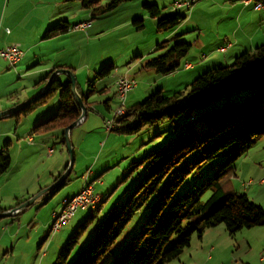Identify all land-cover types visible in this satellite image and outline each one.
<instances>
[{
  "label": "rangeland",
  "instance_id": "rangeland-1",
  "mask_svg": "<svg viewBox=\"0 0 264 264\" xmlns=\"http://www.w3.org/2000/svg\"><path fill=\"white\" fill-rule=\"evenodd\" d=\"M113 1L100 0L99 5H94L89 9L83 7L80 0L36 1V8L45 5L42 9L45 11L35 12L44 19L43 27L48 24L49 20V27L60 21H67L73 29L75 25L83 21L94 22L83 32L72 29L60 39L51 40L45 45H40L38 49L45 51L42 55L44 62L48 61L47 58L53 59L52 64L57 62L56 60L60 61V58L65 59V62H68L74 70L78 88L84 92L87 89L88 80L94 81L96 88H101L113 81L114 74L108 78L96 79L101 68L112 62L121 75L134 77L137 81V85L127 93L125 101L127 106L143 102L158 90L166 95L185 91L187 86L202 72L231 63L237 56L234 53L237 51L239 53L240 48L248 46L255 49L257 44L264 41V6L261 9H255L254 3L246 4L245 0H199L189 9L178 6V2L183 0H121L115 7L109 9L108 5ZM146 3L156 4L163 14L178 12L187 15V19L178 27L176 33L182 34L178 40L189 41L193 46L188 55L183 58L180 68L173 73L163 75L154 71L153 73L140 71L146 59L160 53L156 49L157 46L175 34L174 32L169 35L157 30V19L152 17L144 7ZM28 10L29 7H23L21 13H27ZM135 19H143V29L138 30L133 25ZM16 32L15 35L19 39H30L27 32ZM223 40L235 45L229 48L228 62L222 61L225 60L224 52L212 51ZM224 44L226 43L222 45ZM21 48L23 50V47ZM243 50L246 49L243 48ZM205 53H208L209 57L203 64H200L202 56H206ZM138 60L142 61L139 66L135 67L134 64ZM186 60L195 65L200 64V66L195 70H186L184 65ZM0 65L7 69L6 72H10L0 82L2 100L9 102L11 97L16 99L24 95L33 79L21 78L15 71V67L9 66L1 58ZM109 97L103 96L99 101L102 102ZM53 98L58 99V96H53ZM184 98L185 93L182 94L181 101ZM54 100H49L45 109L53 106ZM94 100H97V97ZM119 102L117 97L110 100L112 108L110 116L118 108ZM59 106L60 102H56L55 108L51 110L52 113L44 120L52 116ZM103 113H108L104 103H97L94 109L88 112L87 119L72 129L71 141L75 160L67 184L48 201L44 202V199L49 194L42 195L35 203L21 210L20 215L13 214L0 218V264H35V262L40 264L43 259H41V253L38 252V245L42 241L39 238L49 231L53 215L62 210L64 196L78 194L76 192L81 190L87 182V186H91L93 193L98 195V200L102 197L100 192L105 194L102 200L108 194H111L113 198L110 205L104 206L101 214H105L117 202L123 203L124 197L119 201L117 197L126 189L130 191L137 174L143 172L137 167L123 180L126 168L133 167V163L139 162L150 149H158L160 144L167 143V139L173 135L172 123L169 121L143 127L138 133L115 130L108 132L106 119L109 117L104 122ZM23 118L25 119L18 125L15 120L11 123H6V118L0 120V129L10 132L7 137L0 138V149L4 141L11 140V167L0 176V205L2 208H10L8 210L15 208L19 201L25 203L30 201L53 184V173L58 174L56 172L64 168L70 158L67 148L63 147L56 137L58 132L44 136L32 134L35 145L28 144L26 137L34 126L33 118L35 117L32 116V120L31 116ZM22 141H24L23 144H21ZM51 148L55 151L52 154L48 152ZM211 168L212 163H207L203 171L208 174ZM201 178H204V175ZM224 187L226 190L246 193L251 200L264 207V135L237 160L235 173L226 180ZM91 210L90 207H80L75 217L72 215L66 223L61 224L62 236L65 238L67 236V239L64 238L61 241V246L69 241L76 228L84 222ZM147 211L148 205H145L131 225L137 217L138 219L145 218ZM95 227L96 222H93L85 230L73 255L90 241ZM263 228L264 226H256L241 231L247 233L246 231ZM241 231L231 236L225 224L222 223L206 228L202 237L194 233L190 246L169 264H236V260L240 261L239 256L244 249L239 247V244L243 245V242H239L243 236ZM58 232L51 228L49 236L44 241L43 250L47 247L50 256L44 261L45 264H55L60 250L57 249L54 261L51 257L55 253L53 248L57 245L55 244L56 238L53 237ZM124 235L125 233L115 244L113 254L119 252ZM51 241L52 246L49 244ZM111 258V254L107 255L106 262H109ZM255 264H260L259 259Z\"/></svg>",
  "mask_w": 264,
  "mask_h": 264
},
{
  "label": "trees",
  "instance_id": "trees-1",
  "mask_svg": "<svg viewBox=\"0 0 264 264\" xmlns=\"http://www.w3.org/2000/svg\"><path fill=\"white\" fill-rule=\"evenodd\" d=\"M80 1L86 9L100 2ZM120 1L114 0L108 8L115 7ZM144 7L157 19L159 32L175 34L160 43L156 48L160 53L146 59L140 68L163 75L173 73L180 68L193 46L189 41L178 40L182 34L176 33L187 15L163 14L152 3H146ZM133 25L138 30L143 29L144 21L135 19ZM71 28L67 21H60L49 27L43 38L64 34ZM115 70L116 66L110 62L101 68L96 79L108 78ZM87 83L82 98L88 110H92L88 99L97 93V89L94 81ZM108 87H104L103 92ZM54 93H58L59 108L51 117L38 123L34 132L58 130L61 142L65 144V128L82 112L73 96L69 78L65 84L54 78L44 95L16 115L27 114L34 104L51 98ZM183 93L185 98L181 101ZM110 99L103 101L107 108ZM165 121L171 122L173 127V135L167 143L160 144L158 149H150L139 162L133 163V167L126 168L123 180L137 167L143 172L137 174L130 191L126 189L117 197V201L124 197V202H117L101 214L104 206L112 201L108 194L103 203L90 207L88 217L69 241L62 244L55 264H169L190 246L194 233L202 237L206 228L223 223L234 236L245 228L264 226V207L246 193L224 187L226 180L235 173L237 160L264 135V43L240 53L229 64L202 72L185 91L166 95L158 90L143 102L127 106V113L116 120L112 131L138 133L143 127ZM10 145V140H6L0 149V176L11 167ZM207 163H212L208 174L203 171ZM69 180L68 177L44 202ZM23 202L19 201L16 206ZM145 205H148L145 218L137 217L131 225ZM4 210L0 206V211ZM93 222L96 227L90 241L73 255L80 237ZM51 228L52 225L49 231ZM124 233L119 252L113 254L115 244ZM46 250L47 247L42 252L45 254ZM109 254L112 258L106 262Z\"/></svg>",
  "mask_w": 264,
  "mask_h": 264
},
{
  "label": "crops",
  "instance_id": "crops-1",
  "mask_svg": "<svg viewBox=\"0 0 264 264\" xmlns=\"http://www.w3.org/2000/svg\"><path fill=\"white\" fill-rule=\"evenodd\" d=\"M36 1L40 2V0H0V49H3L5 47H7L8 45H11V44H13L15 42L21 43V47H23V50H24V55H23V58L13 67H15V71H17L19 73L21 78H30V79L32 78L33 79L32 80L33 82L30 84L29 89L27 90V92L24 93V95H22L21 97L16 98V99L11 97L9 99V102H7L5 100H2L3 96H2L1 84H0V112L1 111H5L7 109H10L12 107H15L18 104L23 103V102L27 101L28 99H31L32 97L37 95L43 89V87L46 85V83L48 82V80H49V78H50V76L52 74L51 73L52 70H54V69L56 70V69H59V68H68L72 72H74V70H72V68H71V65L68 62H65L66 60L63 59V58H60L62 60V62H60L61 60L60 61L56 60L57 62H54L53 64L51 62L53 59H50V58H47L46 60H48V61L44 62V59H43L42 55H43V53L45 51L42 50V49L39 50L38 49L39 46L40 45H45V44L51 42V40H58L65 33L57 35V36H54V37H51V38H46V39L43 38L44 32L49 28L50 20H49L48 24L43 27L44 19L42 17H40L39 15H36L35 12L38 11V10L40 12L45 11V10H42L43 6H45V5H40V6H38L36 8V5H35ZM41 1H43V0H41ZM63 1H65V0H63ZM32 3L34 4L33 6H32ZM56 4H58V2H56ZM23 7H29V10L27 11V13H21V10H22ZM84 23L87 24L86 27H88L90 24L93 25L94 22L83 21V22L75 25L74 26L75 29L71 28L68 32H66V34L69 33L70 31H72V29L73 30H80V32H83L86 27H80L79 25L84 24ZM8 29H10V32H7ZM16 31H25V32H27L26 34L30 35V39L29 40L19 39L18 36L15 35V33H17ZM223 43H226V44L222 45ZM229 43H230L229 41L226 42V40H223L220 43H218L212 49V51L214 50V51H218L220 53L224 52L225 60H222L224 62H228L229 61V56H228L229 48L231 49V48H233L235 46L234 44H231V43L229 44ZM262 43H264V41L259 43V44H257V46L262 44ZM221 47H226V50L225 51L221 50ZM243 48H245L246 50H243ZM36 49H37V51H35ZM249 49H253V48L252 47H248V46L242 47V48H240L239 53L247 51ZM239 53L237 51V52L234 53V55L238 56ZM205 55H206L205 57L202 56L203 59L200 60V62H199L200 64L201 63L203 64L205 62V60L208 59L209 54L205 53ZM1 59L8 64V62L6 60H4L3 58H1ZM141 61L142 60H138L134 64V66L135 67L139 66ZM41 64H44V65H41ZM200 64L195 65L193 62H190L188 60H186V62L184 63L186 70H195V68H198L200 66ZM188 65H191V66H188ZM224 65H226V64H224ZM16 67H18V68H16ZM6 70L7 69L3 68L0 65V82H2L3 79H5L8 76V74H10V72H8V71L6 72ZM115 71H116V72H114L115 80L113 78V81L110 82V84L105 85V86H103L101 88H96L97 89L96 90L97 93L95 95L91 96L88 99V103H89L88 106L90 108L94 109V107L96 106L97 103H99V104L101 103L102 104L103 101L101 102L99 100L102 99L103 96H106V97L110 96L111 97L110 100H112L113 98H116V96H115L116 79H117L118 75H121V74L119 73V70L116 69ZM140 71H142L144 73L145 72L153 73V70H150V69L149 70L148 69H140ZM55 78H57L61 83L65 84L69 77L67 75H65V74H61V75L59 74ZM95 86H96V84H95ZM106 86H109V87H108L106 92H103V89ZM77 91H78V93H80L81 96H82V93L86 92V90L84 92L81 89H79L78 88V84H77ZM56 95L58 96V93H54L53 94V96H55V97H56ZM53 96L51 98L43 100V101H41V102H39L37 104H34L33 108L27 114H18V115H16L19 112L18 111V112L12 113L11 115H9L7 117H3L1 119L6 118V121H5L6 123H11L12 120H15L16 124L18 125L21 121H23L25 119L23 117L31 116V120H32V116H34L35 117V118H33L34 126H33L32 130L29 131L28 136L26 137L28 144H30L31 146L35 145L34 144L35 140L31 136L32 134L33 135L36 134V135L44 136V135H48V134H51V133L54 134V133L58 132L56 137L60 140V143L63 145V147H66V144H63V142H61L62 138L60 137V131H58V130H53L51 132H45V133L44 132H38V133L34 132L35 126L38 123H41V121L44 120L45 117L49 116L52 113L51 110L55 108L56 102H60L59 98L54 100ZM96 97H97V100H94V98H96ZM49 100H54L55 104L53 106H50L49 109H45V107H46L47 103L49 102ZM108 106H109V108H107L105 106V104H104L105 109L108 110V113H103L104 122H105L106 118L110 117V113H112V108L110 106V101H109V105ZM89 111L90 110H88V112ZM86 119H87V117L84 120H86ZM84 120L81 121V123H83ZM9 133H10L9 130L0 129V138L2 136L3 137H7L9 135ZM16 134H17V128H16ZM30 137L33 138L32 141L30 140ZM7 140H10V139H7ZM10 142H11V140H10ZM4 143H5V141H4ZM23 143H24V141L21 142V144H23ZM52 149H53V151L51 153L48 150V152L50 154L55 152L54 148H52ZM68 163H69V161H68ZM68 163L65 164L64 168H62V169L59 168L60 170H58L56 172L58 174H55V172H54L55 170L53 171L54 172L53 173V181H54L55 177L57 175H59L67 167ZM79 191H77L76 193H78ZM94 191L96 192L95 189H94ZM99 194L102 195L104 193L100 192ZM74 195L75 194H66L64 196V199L70 198V197H72ZM102 197H103V195H102ZM111 198L109 199V201H111ZM15 207H17V206H15ZM3 209H5V210L7 209L8 210L10 208H3ZM77 212H78V210L76 211V213ZM53 213H55V212H53ZM75 214H74V217L76 216ZM14 215H16V214H14ZM49 229H50V227H49ZM241 232H242L243 236H242V238H241V240L239 242H243V245L241 246L239 244V247L240 248L243 247L244 249L242 250L243 251L242 254L239 256L240 257L239 258L240 261L236 260L237 261L236 264H255V262H257L258 259H259L260 264H264V228L261 229V230L257 229V230H254V231H246L247 233H243L244 231H241ZM48 234H49V231H47L43 235L44 238L42 237V235L39 238L40 240L42 239V241L38 245V252L41 253V255H40L41 259H43V261H41L40 264H45L44 261L48 260V258L50 257L49 253L47 252V250H46L45 254L42 252L43 246H44V241L47 238ZM55 236L53 238H56L55 244H57V245H55V247L53 248V250L55 251V253L52 256L53 258L51 257V259H53V261H54L55 255L57 254V251H58L57 249H60V248H57V247H61V241H63V239L65 238L64 236H62V231H59L58 233H56ZM66 238H67V236H66ZM51 243H52V241L49 243L52 246L53 243L52 244ZM40 244H41V246H40ZM249 253H250V255H249ZM35 264H37V262H35Z\"/></svg>",
  "mask_w": 264,
  "mask_h": 264
},
{
  "label": "built area",
  "instance_id": "built-area-1",
  "mask_svg": "<svg viewBox=\"0 0 264 264\" xmlns=\"http://www.w3.org/2000/svg\"><path fill=\"white\" fill-rule=\"evenodd\" d=\"M197 1L199 0H183L181 2H178V6L190 7ZM244 2L246 4L254 3L253 6L255 9H261L264 6L263 0H245ZM86 25L87 24L84 23L79 26L86 27ZM7 32H10V29H8ZM221 50L225 51L226 47H221ZM23 55L24 52L19 43L11 44L6 48L0 50V57L6 60L10 66H15L23 58ZM116 84V97L119 99L120 102L118 104V108L113 111L112 116L106 119V128L108 132H111L112 129L115 127L116 120L127 113V105L125 102L127 93L137 85V81L127 75H120L116 79ZM30 140L32 141L33 138L30 137ZM49 151L51 153L53 149L51 148L49 149ZM87 185L88 184L86 183L81 188L80 192H78L77 197H70L64 199L62 210L53 215L52 230H60L61 224L64 222L66 223L72 217V215H74L76 210H78L80 207L88 208L98 199V195L93 193L92 187Z\"/></svg>",
  "mask_w": 264,
  "mask_h": 264
},
{
  "label": "water",
  "instance_id": "water-1",
  "mask_svg": "<svg viewBox=\"0 0 264 264\" xmlns=\"http://www.w3.org/2000/svg\"><path fill=\"white\" fill-rule=\"evenodd\" d=\"M61 75V74H65L69 77L70 83H71V89L73 92V96L77 102V104L79 105L80 109H81V116L75 120L73 123H71L70 125H68L65 130H64V140H65V144H66V148L69 152V163L68 166L66 168V170L64 171V173L56 180L53 182V184H51L49 187H47L45 190H42V192H40L38 195L34 196L30 201H27L26 203L23 202L22 204H20L19 206L11 209V210H7V211H0V218L2 217H6V216H12L13 214L23 210L25 207L35 203L38 198L42 195H48L51 193V191L55 190L57 187H59L61 184H63L66 179L69 177V175L72 172V168H73V164H74V148H73V144L71 141V130L73 128H75L76 126H78L81 121H83L88 114V108L85 105L82 96L80 95V93H78L77 91V84H76V77L74 75V73L68 69V68H59L56 69L50 76L48 82L46 83V85L43 87V89L34 97H32L31 99H28L27 101L18 104L15 107H12L10 109H7L5 111H1L0 112V119L3 117H7L9 115H11L12 113L18 112L20 111L22 108H24L26 105H29L31 103H33L34 101H36L38 98H40L42 95L45 94V92L49 89V87L51 86L54 78L57 75Z\"/></svg>",
  "mask_w": 264,
  "mask_h": 264
},
{
  "label": "bare ground",
  "instance_id": "bare-ground-1",
  "mask_svg": "<svg viewBox=\"0 0 264 264\" xmlns=\"http://www.w3.org/2000/svg\"><path fill=\"white\" fill-rule=\"evenodd\" d=\"M263 2H264V0H263ZM78 196V194H76V195H74V196H72V197H77ZM101 200H102V197L98 200H96L90 207H96V206H98V204L101 202Z\"/></svg>",
  "mask_w": 264,
  "mask_h": 264
}]
</instances>
